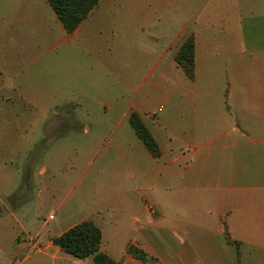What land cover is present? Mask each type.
<instances>
[{
	"label": "crops",
	"instance_id": "crops-1",
	"mask_svg": "<svg viewBox=\"0 0 264 264\" xmlns=\"http://www.w3.org/2000/svg\"><path fill=\"white\" fill-rule=\"evenodd\" d=\"M190 36L193 79L175 59ZM29 160L39 167L23 186L15 165ZM60 189L49 215L73 223L54 233L32 204ZM84 221L118 264H237L225 223L264 246V0H100L71 33L49 0H0V264L29 254L32 232L40 248L18 264L64 261L52 239ZM195 230L221 252L203 253Z\"/></svg>",
	"mask_w": 264,
	"mask_h": 264
},
{
	"label": "trees",
	"instance_id": "trees-1",
	"mask_svg": "<svg viewBox=\"0 0 264 264\" xmlns=\"http://www.w3.org/2000/svg\"><path fill=\"white\" fill-rule=\"evenodd\" d=\"M99 2L100 0H49L69 33L73 32L88 17ZM175 59L188 77L193 79L195 74V40L193 36H190L181 45ZM130 125L150 153L154 157H158L160 148L138 114L131 115ZM52 241L62 252L77 259L92 258V264H118L101 251L102 231L93 221L81 222L60 236L54 237ZM128 253L140 260H145L144 253L135 246H130Z\"/></svg>",
	"mask_w": 264,
	"mask_h": 264
},
{
	"label": "rangeland",
	"instance_id": "rangeland-1",
	"mask_svg": "<svg viewBox=\"0 0 264 264\" xmlns=\"http://www.w3.org/2000/svg\"><path fill=\"white\" fill-rule=\"evenodd\" d=\"M48 135H49V139L52 140L58 136L65 135V132H57V133L52 132ZM81 135L82 134H79V136H81ZM42 144H44V143H42ZM36 164L37 163H34L33 160H29L27 165L24 168L21 164H19V166L15 165L20 170L24 169L23 170L24 171V174H23V176H24L23 184L24 185L23 186H27L30 183V179H31L30 176H33V173L36 171L37 167H39V166H36ZM23 171H22V173H23ZM45 176H55V174L52 175L50 173H47V175H45ZM56 189H54L52 191H55ZM61 192H62V189H60L59 191L56 192L57 196H54V200L52 202L47 201L46 203L38 205V203H37L38 200L34 201V203L32 204L33 205L32 209L37 205L35 207V212H37V213L39 212V214H40L38 219H40L41 221L47 219L49 213L51 211H53V209H54V207H52V205L55 204V202L58 200V197H59V195H61ZM81 194H83V195H81V196L77 195V199H76L79 205L83 204V203L87 204L88 201H89V204L92 203V201H93L92 196H88V194H86V192H81ZM64 196H65V194H64ZM64 196H63V198H64ZM63 204H65V202ZM63 207L65 208L66 206H63ZM151 208H153V210H155V208L153 206H151ZM28 214L32 216V213L29 212ZM51 214H54V212ZM66 217H67V213L65 212V209L57 211L56 212V219L52 220L51 223L49 224V226L47 225L48 227L45 226V227H47L46 231L52 230L54 233H58L60 230H64L67 227H69L73 222L72 221H66L65 220ZM29 218H30V216H29ZM191 231H193V230H190V232ZM195 231L197 232V234H191L192 239L194 241L198 242V239L199 240H205L204 243H202L203 245L200 248L203 253L221 252L217 245L207 244L209 242V239L212 237L211 234L205 232V230H195ZM255 231H260V230H255ZM219 232H220L222 239H223V242L221 245L223 247L222 251L223 252L226 251L224 249V247H226L228 249L227 252H231L234 255V258H236L237 264H263L264 263V261H263V259H264V251H263L264 246H260V245L246 246V245L242 244V242L238 238H236L232 235L231 230L226 227V223L223 224L222 228L219 229L218 233ZM31 234L34 235L33 232ZM25 237L26 236H24L22 238H25ZM38 241H39V239H38ZM133 246H135V245H133ZM194 246L195 245H192V248H194ZM135 247L140 249L144 253L145 260H142L143 262H145V263H148V262L157 263L158 262V259L155 258L150 253H148L144 248H141V247L139 248L137 246H135ZM38 248H40V244H37L36 248H33L29 254L35 252L36 249H38ZM161 249L163 250V248H161ZM196 249H197V247H196ZM197 251H198V249H197ZM29 254H21L19 256L18 255L15 256L14 264H18L19 260L23 261L25 259V257H27ZM247 254H250L253 257L254 261H251V262L247 261ZM92 263H93L92 258H88L86 260H80V259H77V258L69 255V254H66L64 257V261L57 262L56 264H92ZM225 263L227 264L228 262L225 261ZM23 264H39V263H37V261L35 259H30L27 262H23ZM40 264H49V262H44V263L42 262Z\"/></svg>",
	"mask_w": 264,
	"mask_h": 264
},
{
	"label": "built area",
	"instance_id": "built-area-1",
	"mask_svg": "<svg viewBox=\"0 0 264 264\" xmlns=\"http://www.w3.org/2000/svg\"><path fill=\"white\" fill-rule=\"evenodd\" d=\"M54 219V214H50L46 220L43 221V225L44 226H47L48 223L50 221H52ZM40 237V234L39 233H35L34 235H27V237L25 238H21L23 244H24V248H25V252H28L30 250H32L33 248H36L37 246V241Z\"/></svg>",
	"mask_w": 264,
	"mask_h": 264
}]
</instances>
